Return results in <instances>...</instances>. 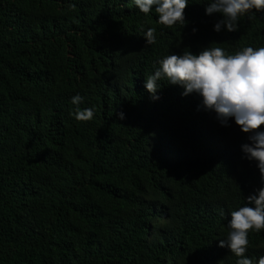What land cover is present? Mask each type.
Masks as SVG:
<instances>
[{
    "label": "trees",
    "instance_id": "obj_1",
    "mask_svg": "<svg viewBox=\"0 0 264 264\" xmlns=\"http://www.w3.org/2000/svg\"><path fill=\"white\" fill-rule=\"evenodd\" d=\"M206 3L167 28L130 0H0V264H236L218 240L264 186L249 134L181 86L144 88L165 55L264 46V12L216 33ZM77 93L92 120L69 115ZM248 239L255 264L264 230Z\"/></svg>",
    "mask_w": 264,
    "mask_h": 264
},
{
    "label": "clouds",
    "instance_id": "obj_2",
    "mask_svg": "<svg viewBox=\"0 0 264 264\" xmlns=\"http://www.w3.org/2000/svg\"><path fill=\"white\" fill-rule=\"evenodd\" d=\"M139 12L147 16L153 10L157 23L171 28L185 25L184 12L189 0H130ZM264 12V0H207L205 14H220L222 19L213 26V31L234 33L239 30L241 17ZM146 45L156 43L155 28L141 25ZM193 33L197 30L193 28ZM204 47L198 53L182 51L168 54L156 63L153 74L145 78L144 88L152 100L159 99V81L167 80L170 85L183 88L182 96L196 94L200 106L205 111L215 113L222 126H228L232 119L240 130L248 133L249 143L241 145L244 158L254 161L264 182V46H244L234 53L222 47ZM83 97L77 93L70 103L76 106L70 112L77 121H89L94 117L93 108L80 109ZM118 119H125V113H115ZM245 199L243 206L228 214L227 233L218 240L219 247L227 248L235 256L236 264H253V259L245 255L249 245V232L264 230V186L255 189ZM219 214L224 216L223 209ZM255 264H264V255Z\"/></svg>",
    "mask_w": 264,
    "mask_h": 264
}]
</instances>
